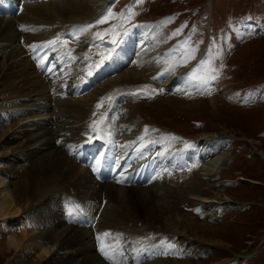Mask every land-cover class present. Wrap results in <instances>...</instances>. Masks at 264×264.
Instances as JSON below:
<instances>
[{
  "label": "rangeland",
  "instance_id": "rangeland-1",
  "mask_svg": "<svg viewBox=\"0 0 264 264\" xmlns=\"http://www.w3.org/2000/svg\"><path fill=\"white\" fill-rule=\"evenodd\" d=\"M49 1L50 0H26L24 4H20L21 8L16 15L9 17V14L6 13L5 15H0V18L15 19L16 16L27 11V7L31 9L34 4H46V2L50 3ZM15 4L18 3L16 2ZM90 4V7H93V3ZM130 9L131 14L129 12ZM97 11L93 17L87 16L84 18L80 16L81 18L79 17V19H76L78 23L81 22L80 25L88 26V31L91 30L90 34H88L85 39L78 36L77 26L79 24L77 22L70 24L75 28V35L77 36V46L75 48H68L66 46L70 44L69 39L72 37V33L71 36L69 34L68 39L64 36L65 32H62V36H58L59 34L53 35V40L63 38L64 41L62 42V50L59 45L57 47L53 45L52 47L58 51L62 58L65 56V51L69 55L72 51L75 52L74 59L71 58L75 62H70L67 67L65 66L63 69L58 68L56 72L48 76V78L40 73V76L47 83L48 79H62L65 71H72L70 77H68L67 80L65 79L66 81L64 80L67 89L64 88L65 91L63 90V92H65L66 95H62L63 92L60 91L57 92V95L59 96V94H61L60 99H65L66 96L74 97L75 100H73V102L76 101L74 103H77V105L73 104L72 101H70V103H72L71 105L74 107L77 106L76 108L81 109L82 106L86 105L84 108L87 110L85 112L86 114L83 116V120L81 121V118L73 120L58 112L62 106H55L52 99H49V101L47 99L44 103L42 101L35 102L32 100L30 103L33 105L39 103L38 108H40L42 113H40V116L36 117L26 115L25 118L21 120V122H23L22 126L25 135L16 137V141L14 142L16 145L28 142L27 144H30L29 147L21 152L22 154L20 155L22 156H17L18 158L13 157L14 160L10 159L11 155L8 152V147H0V170L5 171L6 165L12 163L11 167L13 165V170L15 169L16 172H19L18 177H16L17 174L14 176L5 174L6 181L11 182L12 188L22 187L23 180L20 175L23 170L19 169L20 167L26 169L31 168L32 170L34 166L37 165V161L39 160L38 155H42V159L48 156V153L50 154L55 150H61L64 155L67 151L68 154L71 155L69 149L73 147V145H71L74 141L71 139L72 135L78 137V143L84 138L85 140L89 139V141L97 139L96 136L88 138L86 132L89 130L90 133L93 124L95 127V123H97L99 119L103 120L102 117L104 113H112L113 107L116 105V108L120 110L115 113V121L120 122V125L122 123L124 125L128 119L127 112H130L131 109V112L133 111L135 119L141 124V127L149 126L156 131H163L166 133L165 137H167L169 142L172 143L173 146H176V148L190 147L192 149L193 142L196 141V144L199 143V137H202L200 138L202 142L203 140H210L204 139V137L212 138L213 141L218 142V145L224 149L227 161L219 164V168L217 167L218 171L214 172L215 176L217 172L218 174L213 178L214 183L212 182L210 186H208V182L203 180V178H209V176L205 174L204 166L211 162L212 157L205 156L204 158H199V154L197 158L200 160L202 159V161H200L201 163H197L199 164L198 166H193L190 169L183 168V172H181L180 175L181 178L178 176L171 179L174 185L180 187L183 179L192 176L188 181H195V186L200 189L208 188L205 192L207 194H204L206 197H204V199L207 201L208 198V202L198 201L195 203L193 198L196 197L190 195L183 183L180 188L176 189L178 197L170 212V215H172L171 219H168L169 216H167L162 223L163 225H161L162 227L159 226L158 223H155L154 220H152L154 222V224H152L148 223V220L138 219L139 221L135 223V229L133 230V233L136 234L121 233L122 240L120 239L117 245L118 250L121 251L120 257L122 260V263L119 264H140L145 262L146 259L150 264H170L184 261H191L190 264H264V157L260 153V151L264 153V0H142L141 3H136L135 0H105L103 6L98 8ZM109 12L113 14L112 18H108L106 23H97L101 18L107 17ZM31 17L34 18L33 15H31ZM15 20L18 21L17 24L20 22L17 18ZM15 20L13 22H16ZM23 23L26 26L22 25L21 27L15 24V28L29 30V28L33 26L29 22ZM144 23H151V25H154L156 37L159 39L158 41L162 43V48L158 51L159 53H154L152 56L157 59H162L160 56L162 49L169 50L166 62L168 63L167 68H169L170 65H175L172 74L186 76L201 59H205L209 60L211 66L217 70L216 75L218 78L211 80L207 86L200 87L197 92L184 93V90H180L179 92L178 88L175 89L176 86L169 85V83H167L168 87L167 85H162L159 79L161 78L162 80L163 75H161V73L165 72L164 69L161 73L158 72L157 75L154 73L155 76H153V74L150 75L144 82L140 85H136L134 88H132L133 84H130L131 82L113 83L112 86L107 87V81L103 78H108L111 75L123 71L119 69L115 73L110 75L102 74L99 77L95 85L101 82L99 83L101 86L96 87V91H101L95 93L96 99H84V97L79 96L81 95L79 92L71 93V95L68 96L67 92H71L74 87V72L77 73L81 67L86 65L85 63L84 65L79 64L82 60L79 58V53L84 57L85 55L84 51L79 52L78 50L81 49L84 41H87L91 34H96V36L91 38L92 41H90L89 48L87 49L86 53L90 58L87 59V62L89 65H96L94 70L98 69L102 71L100 67L105 65V62L108 61V52L111 51V47H109L107 43H111V41L115 39L117 40V44L120 45L122 33L126 32L128 27L131 28L133 25ZM177 30H179L178 34ZM97 34L102 38H98ZM25 39H27L26 36H20L19 39L11 43L9 48L16 45H20L21 48L24 47ZM103 41L105 43H103ZM29 42L36 46L41 44L39 40H29ZM97 42L102 51L95 47V43ZM189 45L195 48L196 59L187 64H181V52L183 50L181 46L186 47ZM148 46L147 44L145 47L149 48ZM8 51L6 47L0 46V62L6 57ZM55 54H57L56 51ZM25 55L29 58L26 52ZM132 56L134 55L129 57L132 58ZM61 61L63 62V59ZM101 61H103V63H101ZM123 64H125V62ZM127 65L126 63L124 67ZM34 67L35 65L33 68ZM37 68L36 66L34 69ZM102 79L104 81H102ZM118 88L128 89L129 91L127 92L125 90L127 93L121 92V94L118 93L119 95L111 94L108 96L107 93L109 91ZM48 95L52 97L55 96V93L52 92ZM103 95H107V97L102 99L104 97ZM1 96L2 94H0V98ZM108 97L111 99L112 105H114L109 108V111L104 110L105 104L109 103L107 102L109 100ZM98 99L102 100L97 101ZM5 100L8 102L6 103ZM10 101H13V98L6 99L3 97L0 99V104L7 106V104L12 103ZM126 102L128 105H126ZM42 104L47 107L46 111L44 109L42 110ZM96 105L100 107H96ZM12 107L13 105H8L6 107L7 109L4 110L9 111ZM40 110L38 109L37 111L40 112ZM18 119H16V121H18ZM44 120L49 121L46 127L50 128L53 138L50 137V145L47 149L36 150L39 145V140L36 141V144H33L35 141L33 139L37 140V138L33 136L41 133L43 129L37 131L30 125H39L44 122ZM2 121L3 120L0 119V129H4L6 133L11 132L12 134L14 133V129L20 130V128H17V124L12 125L11 127L13 128H10L9 122L5 123ZM66 123H73V128H69L63 136L55 137L54 134L59 133V130ZM112 128L118 129V126L112 125ZM28 132L30 135H33L29 141L27 140V137H29ZM73 132L75 133L72 134ZM119 138V144L126 143L125 136ZM42 139L45 138H41V140ZM143 139L144 138H142V140ZM165 141L166 140L162 142ZM202 145L201 143L197 148H201ZM197 148L193 151L197 150ZM30 151L37 153L36 155L33 153L34 162H27L28 160L24 158L26 153ZM69 155L67 156L69 157ZM197 158L194 160H197ZM71 159L76 163L78 158L72 156ZM31 163L35 164L31 165ZM3 164L5 167H3ZM191 164L194 165V161H192ZM186 166H188V164H186ZM82 167L86 169L84 166ZM91 177L93 176L91 175ZM162 183H166V181L155 185L159 187L158 184ZM126 184H124L123 187L133 185L129 183ZM68 187V194L75 193L73 186ZM51 192L56 195V199L53 201L56 206L50 207L48 204L49 200H47L40 205V207H42L41 210H47L51 214L54 211L56 216H59L64 224H71L79 228L85 226V223L77 221L80 215L76 213L77 211L75 209L71 215L73 218L67 219L68 209H70L68 207L73 206L71 203L73 198L64 196V192L59 190H51ZM43 193L42 191V194ZM42 194L35 198L36 200L34 201L36 203H41L43 201ZM224 194L229 196L231 200L236 203H244V206L239 209H229V201L224 199ZM62 196L64 197L63 199ZM38 199L40 201H38ZM162 200H164V202L167 201L166 198ZM225 200L226 202L222 204L218 203ZM59 202L62 205H59ZM191 205L198 207L192 208ZM76 214L78 216H76ZM167 215L169 214L167 213ZM47 216L48 215H46V217ZM74 217L77 220H75ZM189 217H193V219L197 220L200 224H210L212 229L209 231H201V229H198V232L194 233L193 231L181 227V225L178 224L179 222H176L179 221L180 218L187 219ZM3 218L4 217L0 216V221ZM48 218H53V216L50 215ZM4 222L7 225L10 221H8V219L6 221L5 219ZM10 223L13 225V228L18 227L16 221L13 220ZM61 225L64 226L63 224ZM31 226V223L28 222V225H26V227H29L28 233L34 231L31 229ZM170 226L176 230L173 231L175 235L171 236L168 233H161L167 227L171 228ZM15 231L17 233L16 235L21 234L20 229L17 228ZM35 231L38 230L35 229ZM8 234L7 230L4 231L0 228V248L4 246L3 244L7 243L9 238ZM160 234L162 236H160ZM140 237H146V239L151 238V240L155 237H159L157 238L158 241L156 240V243L159 244V250H157L158 257L153 259L154 257H151L149 252H146L144 256L141 251L137 250L136 247L142 245H136L134 240L139 241ZM131 239L134 240L131 241ZM182 240L185 241L182 242ZM44 243L51 247V257L48 259H38L37 251L31 250L25 256L27 260L26 264H33L37 259V264H52L55 259L59 257L62 258L66 255L63 249L57 247L55 241L45 240ZM152 244L153 243L150 245ZM93 248L97 253L96 255L100 256L105 263L113 264L112 260L105 258L100 251L101 245H94ZM147 248L150 250L149 245ZM11 249L12 250L3 255L4 257L0 252V264H17L16 260L21 257V253L27 252L23 249L18 252H16L14 248ZM112 249L114 250L113 247ZM87 254H91V252ZM83 256L84 254L78 255L79 259H82ZM149 257H151V261L148 259Z\"/></svg>",
  "mask_w": 264,
  "mask_h": 264
},
{
  "label": "bare ground",
  "instance_id": "bare-ground-1",
  "mask_svg": "<svg viewBox=\"0 0 264 264\" xmlns=\"http://www.w3.org/2000/svg\"><path fill=\"white\" fill-rule=\"evenodd\" d=\"M11 1L12 0L1 4L13 6L12 2L24 4L26 0ZM49 2L50 3L46 2V4H34L31 9L27 7V11H24L16 16L17 20L20 21L18 24V21L15 20V17V19L0 18V46L6 47L9 50L6 54V57L2 62H0V94H2L0 99L3 97L6 99L13 98V101H10L12 103L7 104V106L13 105L9 111L4 110L7 109L6 105L3 106L0 104V119H2L5 123L9 122L10 128H13L11 126L14 124H17V128H20V130L14 129V133L12 134L11 132L6 133L4 129H0V147L4 146L9 148L8 152L11 155V160H14V158L17 156H22L20 155L22 154L21 152L27 149L30 145L27 144L28 142L17 145L16 143L14 144L16 137L25 135V131H23L22 126L23 122H21V120L24 119L26 115L36 117L40 116V113H42L40 108H38L39 103L33 105L30 103L32 100L35 102L42 101L44 103L47 99L48 101L49 99H52L55 106H62L58 112L68 116L69 118H72L73 120L81 118L82 121L87 110L84 108L86 105L82 106L81 109L76 108L77 106L74 107L71 105L72 103H70V101L73 102L75 99L74 97L70 96V91L67 92L68 96L70 97L66 96L65 99H60L61 94H59L60 97L57 95L58 91L63 92V90L65 91V89H67L66 82L64 83V80H67L68 77H70L72 71H63L64 75L62 79H48L50 82L47 81V83L40 76V73H44L43 75L48 78V76L53 74L52 70L55 68V66L60 64L61 66H58V68L63 69V67H67L70 62H75L73 60L75 57V52L72 51L69 55L65 51V56L62 58L58 51L52 47L53 45H55V47L59 45L62 50V42L64 41L63 38L59 40H53V35L59 34L58 36H62V32H65L64 36L68 39L69 34L71 36L72 33V37L69 39L70 44L66 46L68 48H75L77 46V36L75 35V28L70 24L76 23V19H79L80 16H83L84 18L87 16L93 17V15L96 14L98 8L103 6L105 0H50ZM90 3H93V7H90ZM7 14H9L10 17L12 15H16L17 12L15 14L8 12ZM31 15H33L34 18H32ZM14 20L16 22H13ZM23 22H29L33 26L30 27L29 30L15 28V24L22 27V25H24ZM78 24V36L85 39V37L90 34L91 30H87L88 26L80 25L81 22ZM82 29H84V31H81ZM155 32L156 29L154 28V25H151V23H144L140 25L137 24L131 26V28L128 27L126 32L122 33L120 45L107 43L109 47H111V50L115 49V51L111 52V59L108 58V61L105 62V65L100 67V70L102 71H99L98 69L94 70L96 65H89L87 62V59H90L89 55L86 53L87 49L89 48L90 41H92L91 38L96 36V34L93 32L95 35L91 34L88 40L84 41L81 49L78 50L79 52L84 51L85 55L84 57L79 53V58L82 59L79 64L84 65L85 63L86 65L81 67L77 73L74 72L73 74L75 78L73 89H77L75 92H79V94H81L79 96L84 97V99L88 98L93 100L96 97L95 93H99V91H101H96V87L101 86L99 85L101 82H98L96 85L95 83L102 74L110 75L119 69L120 71L123 70L118 74L111 75L108 78H103L107 81L106 86H112L113 83L119 84V82H131L130 84H133L132 88H134L136 85H140L142 82H144L145 79L150 75L153 74V76H155V74L157 75L158 72L161 73L164 69H167L168 63L166 62V57L169 54V50L164 48L162 49V52H160L162 59H157L152 56V54L157 53L162 48V43L158 41L159 39H157ZM20 36L27 37V39L24 40V47L21 48L20 45H16L9 48L11 43L19 39ZM29 40H39L41 44L36 46L31 44ZM53 41L55 43H52ZM103 43L105 42L103 41ZM146 43L149 45V48L145 47L147 45ZM95 47L101 50L98 42L95 43ZM24 50L27 55H29L31 61L25 55ZM55 51L57 54H55ZM109 53L110 51L108 52V57ZM131 55L134 56L130 58L129 56ZM128 58L131 60H127ZM62 59L63 62L61 61ZM124 62L125 64H128L125 67V64H123ZM34 65L38 68L34 69ZM41 69L43 70V73ZM173 71H171V74L169 73L163 75L162 80L161 78L159 79V81L162 82V85H167V83H169V85H174V87L176 86L175 89L178 88L179 92L180 90H184V93L199 91L200 87H194L187 84L185 82V76L172 74ZM103 79L102 81H104ZM125 90L127 92L129 91L128 89L118 88L109 91L107 94L109 96L111 94H121V92L127 93ZM52 92L55 93V96L49 97L48 94ZM62 95L65 96L66 93L63 92ZM106 97L107 95L102 99ZM102 99H98L97 101ZM109 100L107 101L109 103L105 104L104 110L109 111V108L114 106L112 105L110 98ZM7 102L8 101H6V103ZM74 102L73 104L77 105V103ZM126 105H128L127 102ZM96 107L100 106L96 105ZM116 107V105L113 107L112 113H104L102 117L103 120L99 119V121L95 123V127L93 124V128L90 133L89 130L86 132L88 138L91 136H96L97 139H100V144L93 145L91 142H89V139L85 140L84 138L80 141V145V142L78 143V137L76 135H72L71 139L74 141H71V145H73V147L69 149L71 151V155H69L67 151L64 155L61 150H55L50 154L48 153V156H45V158L42 159V155H38L39 160L37 161V165H35L32 170L31 168H19L23 170L22 174L20 175L23 180L22 187L12 188L11 182L6 181V175L8 174L11 176L17 174L16 177L19 176V172H16L15 169L13 170V165L11 167L12 163L6 165L5 171L0 170V216L4 217L6 221L8 219L10 222L14 220L16 223H18V227L13 228V225L10 222H8L9 224L7 225L5 224L4 218L2 219L3 221H0V228L4 231L7 230L9 233L8 241L6 240L7 243L3 244L4 246L0 248L2 256L12 250L11 248H14L16 252L20 250L22 251V249L27 251L25 253H21V257L16 260L17 264H26L27 260L25 259V256L31 250L37 251L38 259H48L52 255L51 247L45 245L44 242L45 240H50L53 242L55 241L57 247L59 249H63V251L66 253V255H64L62 258L59 257L55 259L52 264H107L100 256L96 255L97 253L93 248L94 245H101V241H103V244L106 248L108 245H111L115 249V261L119 264L122 263V260L119 255L120 251L118 250L117 245L118 241L120 239L122 240L121 233H132L133 235L136 234L133 233V230L135 229L134 225L140 219L148 220V223L152 224H154V222L158 223L159 226L163 225L162 223L167 216L170 217H168V219H171L172 215H170V212L172 211V207L177 201L178 197L176 189L180 188L183 183L190 195L196 197L193 198L195 203L198 201L208 202V198L207 201L204 199V194H207L205 192L208 190V188L200 189L195 186V181H188L190 178H192V176H188L187 178L183 179L180 187L174 185L171 179L178 176L181 178L180 175L181 172H183V168L190 169L193 166H198L199 164L197 163H201L200 161H202V159L200 160L197 158V155L199 154V158H204L205 156L212 157L211 162L204 166L205 174L208 175L209 178H203V180L208 182V186H210L214 180L213 178H215L218 174L217 172L215 176L214 172L218 171L219 164L227 161V156L224 154V149L218 145V142H215L212 140V138L208 137H204V139L210 140H203L202 142L200 139L202 137H199V143L196 144V141L193 142L192 149L190 147L176 148V146H173L172 143L169 142L168 138L165 137L166 133L163 131H156L149 126L142 125L143 127H141V124L137 122L133 111L131 112V109L130 112H127L128 119L125 124L123 125L122 123L120 125V122L115 121V113L119 112L120 110H118ZM41 108L42 110H47V107L44 104H42ZM38 109L40 112L37 111ZM16 119H18V121H16ZM48 122L49 121L44 120V122L39 125H30L34 130L37 131H41V129H43L41 133L35 134L34 136L30 135L28 132V141L32 136L37 138V140L33 139L35 140L33 144H36V141L39 140V145L37 146L36 150L47 149L50 145V137L53 138L50 128L46 127ZM73 125V123L64 124V126L59 130V133L54 134V136H63L64 133L69 130V128H73ZM112 125L118 126V129L112 128ZM74 133L75 132L72 134ZM123 136L126 137V143L119 144V137ZM41 138L45 139L41 140ZM142 138L144 139L142 140ZM164 140L166 141L162 142ZM201 143L203 144L202 147L197 148V146H200ZM195 148H197V150L193 151ZM75 150H78V152H81L86 156V165H82V163L78 164L77 161L76 164L73 159H71ZM97 151L100 152V154H97ZM33 153L35 155L37 154L31 151L26 153L24 158L28 160L27 162H34L35 159ZM260 153L264 157V153L262 151H260ZM67 155H69L70 158ZM195 158H197L198 161L194 160ZM190 160L191 162L194 161V165L191 164ZM138 162H140V164H136ZM90 163L96 164L95 166L93 165V170L88 167ZM34 164L35 163H31V165ZM186 164H188V166H186ZM136 165H142V168H145L143 170V173L146 174L144 180L145 184L142 183V185L139 183L130 182V184H133L132 186L123 187L124 183L120 181L122 180V176L118 177L117 171L122 169V171L125 172L127 169ZM82 166H84L86 169H84ZM3 167H5L4 164ZM111 167L113 169V176L105 177L104 171L102 169ZM99 170H102V176L100 175ZM90 174L94 178L91 177ZM165 181L166 183L158 184L159 187H156L155 184ZM68 186H73L75 193H70L71 195L68 194ZM51 190L62 191L64 192V196L73 198V201L71 202L73 206H69L68 208L71 209L72 207V209L77 211L76 213L80 215L78 216L76 214L78 216V221L85 223V226L79 228L74 227L71 224H64L59 216H56L54 211L51 214L47 210H41L42 207H40V205L47 200H49L48 204L50 207L56 206L53 202L56 199V195L52 194ZM42 191L44 192L43 194ZM41 194L43 201L41 203H36L34 201L36 200L35 198H37V196H41ZM63 198L64 197L62 196V199ZM163 198H166L168 202H164V200H162ZM90 199H93L94 201ZM224 199L229 201V209H239L244 206V203H236L225 194ZM226 200L218 203L222 204L226 202ZM38 201L40 200L38 199ZM59 205L62 204L60 203ZM77 205L79 206V209H76ZM191 207L194 208L198 206L191 205ZM167 213L169 215H167ZM46 215L48 216L46 217ZM50 215L53 216V218H48ZM152 220H154V222ZM28 222L31 223V229L34 230L31 233H28L29 227H26ZM176 222H179L178 224H180L181 227L188 229L189 231H193L194 233H197L198 229H201V231H209L212 229L210 224H200L197 220L193 219V217H189L187 219L180 218L179 221ZM17 228L21 230L20 235H16L17 233L15 229ZM35 229L38 231H35ZM168 229L171 230L169 231ZM173 231L176 230H174L172 227H167L161 233H168L169 235L173 236L175 235L173 234ZM105 233L110 235L105 236ZM160 236L162 235L160 234ZM159 237H155L152 240L151 238L146 239V237H140L139 241L134 239H131V241L134 240L136 245H142L136 248L138 251H141L144 256L146 255V252H149L151 257H154L153 259H155L159 256L157 252V250H159V244L156 243L158 241L157 238ZM184 241L185 240H182V242ZM151 243L153 244L150 245ZM148 245L150 250L147 248ZM88 252H91V254H87ZM155 252L157 253L153 255ZM80 254H84L82 259H79L78 257ZM151 257L148 258L150 261ZM37 260L33 264H37ZM146 260L140 264H150V262ZM190 263L191 261H184L173 262L170 264Z\"/></svg>",
  "mask_w": 264,
  "mask_h": 264
},
{
  "label": "snow or ice",
  "instance_id": "snow-or-ice-1",
  "mask_svg": "<svg viewBox=\"0 0 264 264\" xmlns=\"http://www.w3.org/2000/svg\"><path fill=\"white\" fill-rule=\"evenodd\" d=\"M136 3H141L142 0H135ZM130 14H131V9L129 10ZM113 14L112 13H108V16L105 18H101L100 20L97 21V23H106L108 18H112ZM171 19V18H169ZM81 31H84V29H82ZM179 33V30H177V34ZM98 38H102L99 36V34H97ZM52 43H55L54 41ZM112 44H117V40H112L111 41ZM182 47V52H181V60L180 63L181 64H187L190 61L196 59V55H195V48H193L192 46H181ZM115 49H112L109 53V59H111V52H114ZM101 63H103V61H101ZM99 66V65H98ZM175 65H170L169 68L165 69L164 73H161V75L170 73L171 71L174 70ZM217 70L215 68H213L210 64L209 60H205V59H201L193 68L192 70L186 74L185 76V82L191 86L194 87H202V86H207L211 80H215L217 79V75H216ZM76 209H79V206H76ZM74 211V209H69V215L72 214V212ZM105 236H108L110 234L105 233ZM100 251L103 253V255L105 256V258L112 260L113 264H117V262L114 259L115 256V252L114 250L111 248V246H108L107 248L104 246L103 241H101V248Z\"/></svg>",
  "mask_w": 264,
  "mask_h": 264
}]
</instances>
